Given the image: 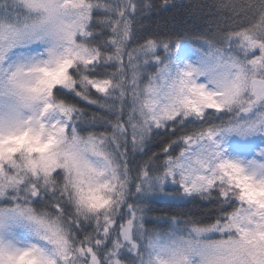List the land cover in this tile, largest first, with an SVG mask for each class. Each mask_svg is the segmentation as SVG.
<instances>
[{
    "label": "snow or ice",
    "instance_id": "obj_1",
    "mask_svg": "<svg viewBox=\"0 0 264 264\" xmlns=\"http://www.w3.org/2000/svg\"><path fill=\"white\" fill-rule=\"evenodd\" d=\"M178 3L0 0V264H264V0Z\"/></svg>",
    "mask_w": 264,
    "mask_h": 264
},
{
    "label": "trees",
    "instance_id": "obj_2",
    "mask_svg": "<svg viewBox=\"0 0 264 264\" xmlns=\"http://www.w3.org/2000/svg\"><path fill=\"white\" fill-rule=\"evenodd\" d=\"M195 4V0H192V3H189V0H179V3L177 4V8L179 9V13L176 16V31L179 32L183 27H185V15L187 12H189ZM191 20H188L187 23H191ZM184 39L191 41L195 39V37L191 34V31H188L184 37ZM193 61L195 64L198 63V57L193 55ZM159 206L163 208L165 206V202L161 201L159 202Z\"/></svg>",
    "mask_w": 264,
    "mask_h": 264
},
{
    "label": "rangeland",
    "instance_id": "obj_3",
    "mask_svg": "<svg viewBox=\"0 0 264 264\" xmlns=\"http://www.w3.org/2000/svg\"><path fill=\"white\" fill-rule=\"evenodd\" d=\"M180 67H183L185 63H192V64H195L194 61H193V57H187L183 60H180V61H177L176 62Z\"/></svg>",
    "mask_w": 264,
    "mask_h": 264
}]
</instances>
